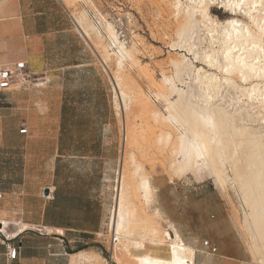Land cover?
Here are the masks:
<instances>
[{"label": "crops", "instance_id": "1", "mask_svg": "<svg viewBox=\"0 0 264 264\" xmlns=\"http://www.w3.org/2000/svg\"><path fill=\"white\" fill-rule=\"evenodd\" d=\"M93 60L62 0H0V64L25 61L39 78L36 87L0 91V219L27 225L11 264H84L83 252L97 253L115 201L117 143L105 128L109 83ZM155 198L194 248V264L246 263L233 227L219 221L213 234L202 226L205 212L178 206L164 186ZM0 259L8 264L1 240Z\"/></svg>", "mask_w": 264, "mask_h": 264}, {"label": "bare ground", "instance_id": "2", "mask_svg": "<svg viewBox=\"0 0 264 264\" xmlns=\"http://www.w3.org/2000/svg\"><path fill=\"white\" fill-rule=\"evenodd\" d=\"M149 1L158 13L164 15L163 24L174 28L175 36L179 38V41L171 40L170 42L171 50L174 51L177 50V47L184 48L183 45L186 42H183V45L181 43L182 40L185 41L183 35L193 27L194 21H196H193V17L205 18L203 26H206L207 31L212 34L208 39L210 45L202 52V60L208 66L217 68L221 75L208 73L201 67L195 68L196 64L192 65L196 74V76L194 75L195 83L201 88L202 101H182L184 91L177 87L173 78L167 76L165 72L161 73L163 76L161 79L169 81L170 87L166 88L163 81L162 83L160 81L159 84H155L156 89H149L147 93L138 89H136L137 92H134L133 87L131 88L133 90L129 91L131 81L123 73V70L125 68L133 69L139 65L136 48L132 44L127 45L124 39L118 37L112 23H103L99 20L97 25L88 18L86 11L76 16L77 30L85 38L94 34L101 40V45H99L103 51L101 56L105 62H111V60L113 62L114 71L111 74V80L119 90L127 118L130 116V107L138 103L142 111L154 117L158 131L152 139V146H155L162 154L167 152L165 158L162 155L166 160V169L177 177L192 173L195 180H200L204 175H208L222 191L230 188L239 196L241 204L245 205L242 207L244 226L247 223L253 224L255 237L262 241L261 248L256 249L259 251L257 260L264 261V140L257 128L252 124L244 123L245 120L241 115L236 117L237 114H240L238 113L239 109L235 110L237 114L230 113L224 105L222 106L223 103L214 101L222 83H238L235 86L241 97L250 102L248 105L253 106L256 110L255 115L258 114L257 116L264 119V90H262L264 85L254 83L255 85L253 84L254 86L250 88H248L249 86L243 87V82L248 81L249 84L250 79L253 78H261L264 81V51L261 50L264 49V31H262L264 15L260 14V11L264 10V0H243L242 5L248 11L246 12L249 23L244 25L237 20L230 19L231 21H228L220 32L218 27H215L217 26L215 22L206 18L210 3L216 0ZM220 2L230 7L231 10L234 6H241V0H221ZM81 29L84 30V33ZM213 32L217 33V49L212 46L213 37L216 36ZM92 37L95 38L93 35ZM93 44L97 46L96 41ZM230 46L244 49V51H230ZM188 47L190 46L188 45ZM186 49L189 51V48L186 47ZM225 52H229L230 60L225 59ZM218 54L221 55L222 62L218 60ZM171 55L168 57L170 59L168 62L170 61L174 73L180 72L183 67L190 65L184 54L176 52ZM241 56L244 65L243 75H241L238 66L233 67ZM225 67L229 68V72L223 71ZM138 69L141 70V68ZM152 85L154 86V84ZM115 94L117 95V93ZM171 95H176V98H171ZM152 97L161 100L159 103L162 104L164 113L153 106ZM245 112L248 115L247 111ZM141 132L143 129H140L139 135ZM134 135V130L128 124L125 138L128 136L130 140L134 138ZM146 170L133 152H129L122 160L116 208L109 223L112 236L119 242L117 246H120V249L133 259V264H194V248L185 244L175 225L162 216L156 205L155 187L151 182V173ZM161 221H166L165 225H162ZM0 224V231L7 237H11L17 232V229L12 228L8 220L0 219ZM26 227L27 225L22 223L18 230L21 231ZM45 230L49 231V229ZM248 233L250 234V232ZM100 257L95 252L82 253L84 264H106V262L100 261L102 259Z\"/></svg>", "mask_w": 264, "mask_h": 264}, {"label": "rangeland", "instance_id": "3", "mask_svg": "<svg viewBox=\"0 0 264 264\" xmlns=\"http://www.w3.org/2000/svg\"><path fill=\"white\" fill-rule=\"evenodd\" d=\"M62 1L66 8L69 10L70 15L75 23L77 21L76 16H79L82 14V12L86 11L88 18L97 25L99 23V20L103 21V23H112L115 26L118 37L120 39H124L127 45L132 44L136 48V58L140 66L136 65L135 67H133V69L125 68L123 70V73L128 76V79L131 81V84H129V91H132L134 89L133 91L137 92L136 89H138L147 93L149 89H156L155 84H159L160 81L162 83L163 76L161 75L165 72L167 76L169 75L171 76V78H173L172 80L174 81L175 85L184 91L182 93V95H184V97L182 96V101H202L201 88L197 83H195L196 74L194 66L195 68L201 67L203 71H208V73H216L218 76L221 75V73L218 72L219 70H217V68L208 66L202 60V52L206 50L208 45H210L208 44V39H210L209 35L212 34L207 31L208 29L206 28V26H203L205 24L204 17H193V21L196 20L193 24V27H195H192L183 35V39L185 41L182 40L181 43L183 45L186 42L183 45L184 48L177 47V50L174 51L171 50L170 42L171 40L179 41V38L178 36H175L174 28H172V26L169 27L163 24L165 21V17L163 18L164 15L162 16L160 13H158L149 0ZM180 1L185 2L184 0ZM220 1L221 0H216L210 3L208 8V15L206 16V18H210L213 23L215 22V24L217 25L215 27H218L217 29L219 32L222 27L231 20H237L244 25L249 23V17L247 13L248 11L245 6H234L231 10L230 7L225 6L223 2ZM251 12L255 13L254 11ZM260 14L263 16L264 10H261ZM81 31L84 33L83 29H81ZM79 33L81 34V32ZM213 34L216 36L213 37V40L215 42L213 41L214 44L212 43V46L217 49V33L213 32ZM92 35L95 36V38L92 37ZM81 36L84 37L82 34ZM84 39H86L93 51L94 65H96V67L101 70L109 83L110 101H108L109 114L107 115L109 123L105 128L113 133V135H115L117 143V170L116 181L114 182V186L116 185L115 201L114 205L112 206L113 208H111V213H108L106 226L97 236L99 243H96L95 247L97 254L99 255V257L101 256L100 258H102L100 259V261L106 262V264H133V259L126 255L125 252L120 249V246H117V244L119 245L117 239L114 238L113 241L112 232L110 231L109 227V223L111 222V218L116 208V197L118 194V180L120 176L121 163L122 160L126 158L129 152H133L137 159H139L143 164L144 169H147L146 172L151 173V182L153 186L156 188L164 186L166 198H169L171 201H176L177 205L181 206L184 209H192L205 212L208 216V224L206 223L202 226L208 228L209 231L213 234H217L219 231V227L217 224V222L219 221H221L220 225L223 228H225V225L233 227V229H235V231L237 232L238 239L241 241L244 248L243 255L246 258L245 264H264V261L257 260L259 251L256 250L257 248H261L262 241L255 237V228L253 224L247 223V225H245L246 227L244 226L245 219H243L244 217L242 214V207L244 204H241L239 196L230 188L222 191L208 175H204L200 180H195L192 173L177 177L175 175H172V173H170L166 169V160L164 158L167 155V152L162 154L157 148H155V146H152V139L156 136V133L158 131L157 122L154 120V117H152L151 114H146V112L142 111L141 106L138 103L133 104L130 107V116L127 118V114H125L123 110V102L119 96V90L111 80V74L114 71L112 60V63L110 61L105 62L102 58L101 54L103 53V51L101 46H99L101 45V40L96 38V35L91 34L90 37L87 36L86 38L84 37ZM91 39H95L98 48L93 44L95 41ZM187 42L190 47H188ZM185 46L189 48V51H187ZM176 52L184 54L185 57H187L186 59H188V61L190 62V65L188 64V66L183 67L180 72L174 73L171 68L172 65L170 61L168 62V57L171 54H176ZM217 57L218 60L222 62L221 55L218 54ZM192 65L194 66L192 67ZM138 68H141V70L143 68V70L141 71ZM146 70L148 71L147 73ZM128 74L130 75V77ZM262 80L263 79L261 78H253L250 79L249 84L248 81L243 82L244 84H242L243 87L245 86L246 88L249 86L248 88H250L255 84L259 85L261 83L260 85H264V81ZM164 81V86L166 88L170 87V82L167 80ZM150 82L154 84V86ZM235 85L237 86L238 83H222L219 92L217 93L218 96L214 98V101L221 102V104L223 103L222 106L224 105V107H226L225 109L228 112L230 111V113L237 114V111L235 110L239 109L238 113L240 114H237L236 117L238 118L239 115H241L243 120H245L244 123L252 124L253 127L257 128L264 140V119H262V117L260 116H257L258 114L255 115L256 110H254L253 106H251L253 108L252 110V108L248 105L250 102H248L244 97H241ZM132 87L133 89L131 90ZM115 93H117V95ZM115 95L117 97V100L115 98ZM192 95L193 97H196L193 98ZM171 98L175 99L176 95H171ZM151 101L154 107H156L161 113H164L162 104L159 103V101L161 100H157L156 98L152 97ZM245 111H247L248 115ZM128 124H130L136 135H134V138H131L130 140L128 136L127 138H125V131ZM140 129H143L141 135H139ZM162 155L164 158L162 157ZM188 193H192V195L190 197H185V195H188ZM222 216L227 217L224 219L226 221V224L223 223L224 220ZM165 223L166 221H161L162 225H165ZM224 231H226V229H224ZM248 232H250V234ZM1 239L2 238L0 237V240ZM117 248L119 250H116Z\"/></svg>", "mask_w": 264, "mask_h": 264}, {"label": "built area", "instance_id": "4", "mask_svg": "<svg viewBox=\"0 0 264 264\" xmlns=\"http://www.w3.org/2000/svg\"><path fill=\"white\" fill-rule=\"evenodd\" d=\"M38 81L39 78H37L36 75L29 71L25 61H14L8 65L0 64V91H6L14 87L22 89H26L31 86L36 87L39 85L37 83ZM19 131L21 133H24L26 129L21 128ZM11 225L17 226V222H14ZM16 229L17 232L14 233L11 237L5 236L0 231V237L2 238L1 241L5 247V253L8 259V264H11V261L16 257L17 246L15 245L14 240L17 239L18 235L23 231H19L18 228ZM30 229L36 231L40 235L47 234L45 228L41 226H32L30 227ZM114 238L115 237H113V241ZM203 245L209 247L211 252H214L216 250V248L214 246H210L208 241L206 240L203 241Z\"/></svg>", "mask_w": 264, "mask_h": 264}, {"label": "snow or ice", "instance_id": "5", "mask_svg": "<svg viewBox=\"0 0 264 264\" xmlns=\"http://www.w3.org/2000/svg\"><path fill=\"white\" fill-rule=\"evenodd\" d=\"M242 4H243V0H241V5ZM253 7H255V5H253ZM232 23L235 26V22L233 21ZM262 31H264V29H262ZM253 47H255V45H253ZM261 50L264 51V49H261ZM230 51H241V52H243L244 49H237V48H234V47H231L230 46ZM225 59L226 60H230V54H229V52H225ZM242 61H243V57L241 56V57L238 58L237 64L236 65H233V67H237L238 66L240 68L241 75H243V70L242 69H243V66H244L243 63H242ZM223 71L225 73H227V72H229V68L228 67H225V68H223Z\"/></svg>", "mask_w": 264, "mask_h": 264}, {"label": "water", "instance_id": "6", "mask_svg": "<svg viewBox=\"0 0 264 264\" xmlns=\"http://www.w3.org/2000/svg\"><path fill=\"white\" fill-rule=\"evenodd\" d=\"M47 192H48L47 189H45V193H46V194H47ZM0 226H1V225H0Z\"/></svg>", "mask_w": 264, "mask_h": 264}]
</instances>
